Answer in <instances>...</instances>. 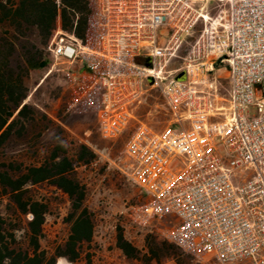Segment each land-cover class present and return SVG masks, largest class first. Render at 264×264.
Here are the masks:
<instances>
[{
	"label": "built area",
	"instance_id": "1",
	"mask_svg": "<svg viewBox=\"0 0 264 264\" xmlns=\"http://www.w3.org/2000/svg\"><path fill=\"white\" fill-rule=\"evenodd\" d=\"M219 1L88 0L86 38L57 30L49 52L86 72L101 136L127 134L130 176L147 197L140 227L169 221L168 240L202 264H264V0ZM151 90L181 127L138 119Z\"/></svg>",
	"mask_w": 264,
	"mask_h": 264
},
{
	"label": "rangeland",
	"instance_id": "2",
	"mask_svg": "<svg viewBox=\"0 0 264 264\" xmlns=\"http://www.w3.org/2000/svg\"><path fill=\"white\" fill-rule=\"evenodd\" d=\"M227 0H225L226 2ZM221 4L214 0L216 7ZM219 8H215V14ZM185 51L181 53L183 57ZM48 69H37L31 73V94L26 103L33 105L40 113L27 124L26 136L14 139L0 152V173L9 172L20 178L29 166L40 165L56 147L78 153L86 147L94 155L89 165L75 168L74 178L86 188L85 206L94 216L92 243L84 245V256L90 254L94 264H202L191 255L178 249L167 238L172 227L169 221L160 222L155 228L140 227L135 220V209L146 201L143 189L130 176V162L124 155L127 134L116 140H105L100 133L95 93L90 89L88 76L80 64L57 62L52 58ZM182 65V60L172 62L169 69ZM221 82L220 97H227L228 69L217 64L212 75ZM218 105L225 106L224 100ZM47 119L45 120V117ZM138 119L156 131L179 128L165 100L157 90H151L143 104L137 109ZM224 117L217 121L222 122ZM183 127H190L184 123ZM61 153H63L61 151ZM36 154H38L36 156ZM26 200L46 202L49 211L45 217L43 248L52 252L63 244L69 235L66 217L72 209L67 194L48 182L28 187ZM0 216L7 224V230L14 233L19 246H26L25 231L32 220L24 216L10 195L0 190ZM136 246H140L137 261L129 260L118 249V235ZM147 235L145 243L136 240V235ZM57 264H71L60 258ZM204 264H216L212 260Z\"/></svg>",
	"mask_w": 264,
	"mask_h": 264
},
{
	"label": "trees",
	"instance_id": "3",
	"mask_svg": "<svg viewBox=\"0 0 264 264\" xmlns=\"http://www.w3.org/2000/svg\"><path fill=\"white\" fill-rule=\"evenodd\" d=\"M90 14L88 0H0V152L17 135L24 138L27 124L40 113L26 101L31 94L32 71L51 66L49 46L54 33L62 30L85 39ZM93 158L86 147L73 155L56 147L40 165L29 166L20 178L15 179L9 172L0 173V190L11 196L22 215L32 216L25 231V247L19 246L0 216V264H57L60 258L71 264H94L90 254L84 256V245L93 240L94 216L85 206L86 188L74 178L75 168L89 165ZM45 182L63 191L72 202L65 220L69 225L68 238L52 252L42 246L49 206L46 202L26 200L30 185ZM117 246L128 258L139 257V251L122 232Z\"/></svg>",
	"mask_w": 264,
	"mask_h": 264
},
{
	"label": "crops",
	"instance_id": "4",
	"mask_svg": "<svg viewBox=\"0 0 264 264\" xmlns=\"http://www.w3.org/2000/svg\"><path fill=\"white\" fill-rule=\"evenodd\" d=\"M148 236L147 235H143V234H140V235H136V240L138 241H141L142 242V238L144 239L143 243H145V239L147 238ZM129 242V241H128ZM131 243V242H130ZM132 244V243H131ZM138 251L141 249L140 246H136L134 244H132ZM118 247V246H117ZM119 249V248H118ZM122 253L123 251L121 249H119ZM140 252V251H139ZM124 254V253H123ZM125 255V254H124ZM126 258H128L127 256H125ZM129 260H134V261H137L138 258H128Z\"/></svg>",
	"mask_w": 264,
	"mask_h": 264
},
{
	"label": "water",
	"instance_id": "5",
	"mask_svg": "<svg viewBox=\"0 0 264 264\" xmlns=\"http://www.w3.org/2000/svg\"><path fill=\"white\" fill-rule=\"evenodd\" d=\"M185 79V73H182L178 76V80H184Z\"/></svg>",
	"mask_w": 264,
	"mask_h": 264
}]
</instances>
